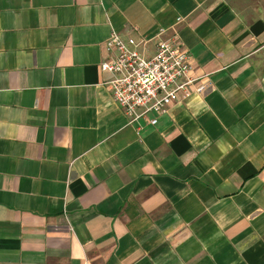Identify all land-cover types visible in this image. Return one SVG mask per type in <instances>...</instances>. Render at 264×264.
<instances>
[{"label": "crops", "instance_id": "obj_1", "mask_svg": "<svg viewBox=\"0 0 264 264\" xmlns=\"http://www.w3.org/2000/svg\"><path fill=\"white\" fill-rule=\"evenodd\" d=\"M160 28L208 87L131 121ZM0 264H264V0H0Z\"/></svg>", "mask_w": 264, "mask_h": 264}, {"label": "built area", "instance_id": "obj_2", "mask_svg": "<svg viewBox=\"0 0 264 264\" xmlns=\"http://www.w3.org/2000/svg\"><path fill=\"white\" fill-rule=\"evenodd\" d=\"M166 31L160 28L153 53L151 39L145 36H124L113 30L106 41L107 56L100 66L111 75L112 96L131 121L150 112L168 113L182 97L207 90L208 85L200 83L205 75H192L190 54L178 33L166 35Z\"/></svg>", "mask_w": 264, "mask_h": 264}]
</instances>
